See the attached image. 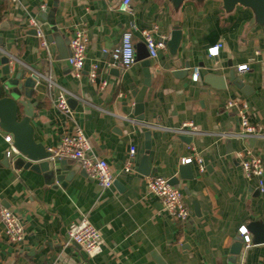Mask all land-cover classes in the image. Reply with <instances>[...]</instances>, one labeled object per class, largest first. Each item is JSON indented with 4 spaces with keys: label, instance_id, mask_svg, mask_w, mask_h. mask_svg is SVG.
I'll return each mask as SVG.
<instances>
[{
    "label": "crops",
    "instance_id": "crops-1",
    "mask_svg": "<svg viewBox=\"0 0 264 264\" xmlns=\"http://www.w3.org/2000/svg\"><path fill=\"white\" fill-rule=\"evenodd\" d=\"M122 2L0 0V82L6 80L2 69L7 63L12 76L18 68L27 76L42 74L32 98L37 102L31 119L34 140L51 150L63 135L80 127L91 144L89 155L107 160L115 174L113 186L104 188L77 161L67 160L73 177L65 185L49 184L31 167L16 166L25 157L14 153L5 140L11 134L0 127V208L17 214L25 229L18 244L0 239V264H264V242L254 243L252 233L253 246L243 243L239 255L233 254L242 239L240 227L253 221L264 224V194L246 177L235 152L253 148L264 162V137L245 141L219 135L239 131L242 101L252 121L264 129V28L247 10L226 13L215 1L186 3L179 12L159 0H131V11H123ZM29 17L40 21L50 57L28 25ZM175 23L183 32L178 52L172 54L166 45L157 58H149L155 75L143 97V111L136 112L144 83L141 62L111 66L104 49L119 46L132 24L157 25L155 37L169 39ZM77 27L85 28L89 37L80 75L67 62ZM133 36L135 48H143L139 31ZM219 44V53L210 55V48ZM95 63L98 77L92 82L89 71ZM244 64L248 70L241 73L237 68ZM196 67L200 77L193 81ZM232 70L243 86L232 81ZM103 80L108 85L101 89ZM63 92L68 93L69 115L56 106ZM229 100L239 104L227 108ZM185 122L202 133L186 141L169 130ZM132 145L137 147L136 172L125 173ZM195 154L205 170L191 163L193 177H186L188 171L180 172L182 161ZM146 156L149 174L138 171L144 169ZM149 176L177 179L175 186L192 211L186 222L164 211L161 200L148 190ZM84 217L103 238L102 251L94 257L65 244L69 226Z\"/></svg>",
    "mask_w": 264,
    "mask_h": 264
},
{
    "label": "built area",
    "instance_id": "built-area-1",
    "mask_svg": "<svg viewBox=\"0 0 264 264\" xmlns=\"http://www.w3.org/2000/svg\"><path fill=\"white\" fill-rule=\"evenodd\" d=\"M16 2L17 0H10ZM131 0H123L120 9L123 11H131ZM28 25L36 31V35L40 39L41 48L50 57L51 50L49 41L43 32L40 21L36 17H29ZM158 30L157 25L146 28H138L132 24L131 28L124 31L119 46L111 51L104 49V52L110 54L111 60L108 63L111 66L119 65L123 68H128L135 63L136 48L134 43V31H139L142 40L147 47L149 58L154 59L158 57L159 51L166 48L168 37L161 35L159 38L155 37ZM89 44V37L85 28L77 27L69 40V56L67 62L73 69L76 75H80L85 66L86 51ZM221 44L210 48V55H217ZM214 50V51H213ZM98 64H93L89 71V77L92 82H95L98 77ZM238 71L243 73L248 70V65L238 66ZM200 77L199 68H195L191 74L193 81H198ZM51 82V79L48 78ZM108 85V81L103 80L100 84L101 89ZM68 93L63 92L56 100L57 108L69 115L72 110L68 104ZM241 107L238 111L240 117V129L234 133H219L224 139H242L255 140L264 137L263 127L252 121L249 114L248 104L240 102ZM239 104L236 100H229L226 107L230 108ZM178 136L199 135L202 132L192 122H185L178 128L169 129ZM5 140L9 142L15 152L13 145V138L11 135L5 136ZM91 144L85 133L80 127L75 128L73 132L62 136L60 144L51 149L50 160H75L86 171L87 175L95 179L102 187L110 188L115 182V174L112 171L107 160L93 157L89 155ZM136 153L137 147L132 145L130 147L128 158L125 162L123 170L125 173L136 172ZM12 151L7 152V156H11ZM240 164L248 179L256 182L257 191L264 194V162L262 156L253 148L245 147L235 152ZM184 164L196 163L199 170L204 172L205 166L200 156L194 155L185 158L182 161ZM147 187L151 194L157 196L163 205L164 211L174 220L186 222L192 214L191 209L187 205L182 191L175 185L170 183V179L162 176H149L147 178ZM24 225L20 217L9 208H0V239L6 238L13 244H18L24 239ZM239 234L243 239L245 248L253 246L250 237V232L246 226L239 228ZM65 244L77 245L81 247L89 256L94 257L102 251L103 238L100 230L95 227L88 218L84 217L80 221L72 223L67 231V240Z\"/></svg>",
    "mask_w": 264,
    "mask_h": 264
},
{
    "label": "water",
    "instance_id": "water-1",
    "mask_svg": "<svg viewBox=\"0 0 264 264\" xmlns=\"http://www.w3.org/2000/svg\"><path fill=\"white\" fill-rule=\"evenodd\" d=\"M160 2L168 3L174 11H181L186 3L205 4L209 1L221 3V7L226 13L234 12L238 7L247 10L253 21L260 27L264 28V0H159ZM36 33V31H35ZM183 40V32L181 26L175 23L171 37L167 40V47L172 54H176ZM69 56V54L67 55ZM136 60L141 62L144 68V83L143 87L138 92L136 97V112L143 111V97L148 87L151 86L154 72L151 71V62L146 45L141 48L136 46ZM189 68V63H187ZM10 63L3 66V75L6 76L4 83L0 82V127L3 131L10 133L13 138V145L16 154H21L25 157L19 158L16 166L31 167L33 170L41 173L47 183L55 184V182H62L63 185L73 177L74 172L67 167L68 161L50 160L51 151L42 144L37 143L33 136V127L31 119L34 116V110L37 102H32L34 88L41 80L42 74L33 72L29 76L23 68H18L16 74L12 76ZM157 73L159 70L156 71ZM237 71H231V79L238 86H243V81L237 76ZM213 76V75H212ZM143 119V115H141ZM150 131L146 133L148 141L146 142V154L150 150L149 136ZM186 141L191 140L190 136H181ZM8 161V157L6 156ZM143 166L138 171L143 174H149L148 157L143 159ZM190 164H185L180 167V172L188 171L189 175L186 177H193L190 172ZM185 176V175H183ZM172 185L177 184V179H170ZM247 229L253 234L254 243L264 242V224L260 221H253L249 223ZM243 239H240L235 244L237 250L233 254L239 255Z\"/></svg>",
    "mask_w": 264,
    "mask_h": 264
},
{
    "label": "snow or ice",
    "instance_id": "snow-or-ice-1",
    "mask_svg": "<svg viewBox=\"0 0 264 264\" xmlns=\"http://www.w3.org/2000/svg\"><path fill=\"white\" fill-rule=\"evenodd\" d=\"M214 51V50H213Z\"/></svg>",
    "mask_w": 264,
    "mask_h": 264
}]
</instances>
